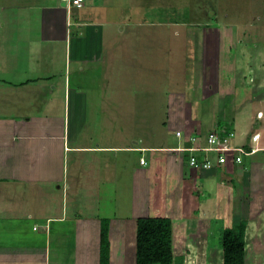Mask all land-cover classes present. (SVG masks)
<instances>
[{"label": "crops", "instance_id": "0c3cea01", "mask_svg": "<svg viewBox=\"0 0 264 264\" xmlns=\"http://www.w3.org/2000/svg\"><path fill=\"white\" fill-rule=\"evenodd\" d=\"M154 1L143 0L136 8L124 9L121 0H86L69 13L61 0H0V264H100L104 217L110 225V264H127L121 247L125 246L126 222L136 224L137 220L128 221L116 211L102 216L87 194L98 193L101 198L100 192L110 183L112 195L128 193L119 183L122 176L132 174V198L127 196L130 211L136 214L146 208L145 214L136 217L155 216L158 213L151 210L169 206L168 172L176 176V171L186 190L176 206L181 216L191 218L190 226L180 217L184 226H177L183 227V235L178 228H168L173 235L171 254L187 256L180 264H198L200 256L199 264H224L223 232L244 219L245 264H264V218L258 216L264 214V160L257 159L264 152L243 156L241 163L235 162V154L220 163L216 153L197 152L204 157L200 161L206 156L212 160V168L206 169L188 165L168 149L191 145L193 136L197 146H207L209 134L221 129L235 132L229 142L233 147L247 145L256 132L263 139L262 109L249 126V115H245L249 100L238 109L231 103V117L236 119L232 130L221 126L225 119L209 125L202 120L200 129L195 127L198 123L187 126L190 133L184 131V138L172 133L175 144L169 146L151 144L150 131L127 134L131 120L115 121L116 106L124 105L119 109L129 113L135 105L142 112L149 95L129 87L133 75L123 72L131 73L123 50L132 37L142 40L141 26L151 27L152 37L159 40L164 25L179 23L173 6ZM153 47L149 50L157 58ZM207 64H212L210 59ZM89 90L106 99L95 105ZM253 122L260 128L254 129ZM82 193L86 195L81 201L77 196ZM213 219L219 221L217 230ZM228 219L233 222L227 223ZM255 228L261 229V239L252 247ZM180 236L184 243L177 241Z\"/></svg>", "mask_w": 264, "mask_h": 264}, {"label": "rangeland", "instance_id": "374dc122", "mask_svg": "<svg viewBox=\"0 0 264 264\" xmlns=\"http://www.w3.org/2000/svg\"><path fill=\"white\" fill-rule=\"evenodd\" d=\"M121 1L124 2L122 8L132 9L139 6L143 0ZM146 2H151V0H146ZM160 2L166 3L167 7L173 6L171 11L177 12L175 15H178L179 23L174 22L173 25L166 24L164 27H160L161 37L159 40H154L152 37L155 32L151 27L141 26V41L145 40V42L141 45L138 38L133 40L132 37L131 44L125 45L126 51L123 50V60L130 62L131 73L127 70L123 72L127 76L133 75L129 87L131 90L147 91L149 95L145 97L147 102L143 105L142 112L139 111L140 108L135 109V105L130 106L131 112L129 113L119 109L125 108L124 105L116 106L113 114L115 121L122 123L124 120H131V125L126 131L127 134L128 132L132 135L143 134L144 131H150L151 135L147 138L151 144L169 146L175 144V141H172V133L179 139L184 138V131L190 133L187 126L191 127L198 123L195 127L200 129L202 120L207 123L205 125H209L211 121L218 123L225 119L224 122L227 121L225 123L227 124L226 128L233 129L236 119L235 115L231 117V103L235 109H238L239 105H246L245 101L248 102L247 100H249V108H245L248 113L245 115H249L246 117L248 121L246 124L250 126V120L253 121L256 112L259 109L264 111V0H160ZM155 6L157 7V5ZM166 9L168 11V8ZM146 11H149L147 6ZM149 17L147 16V18ZM132 35L134 36L136 33L132 32ZM153 46L157 49V58L154 57L153 51L149 50L155 49ZM209 59L212 62L211 65L207 64ZM225 89L227 92H224ZM105 90L108 91L109 89L106 88ZM95 91H88L89 99L99 106L97 102L106 99V97L104 94ZM182 94H187V96ZM252 125L255 127L254 129L260 128L257 122H253ZM174 127L179 128L180 135L177 134ZM186 127L188 131L184 129ZM249 128L247 126V129ZM115 130H120V128L116 127ZM262 137L264 139L263 134ZM263 139L261 144H264ZM170 153L177 154L173 150ZM166 155L169 154L166 153ZM257 159L264 160V153ZM185 162L188 163L186 159ZM176 172V176L173 172H168L169 190L171 189L167 196L168 210L164 208L151 210V207L150 210L152 213H158L157 215H165L169 229L178 228L183 235V227L177 226L179 224L184 226V220L180 217L189 221L190 226L191 218H187V215L181 216L180 208L176 206V203L179 205L182 196L186 193V190L182 189L181 181H179L178 174L180 173L179 171ZM132 178V174L130 177L122 176L119 183L121 184L119 188L125 189L128 193L115 191L112 195L109 190L112 186L110 183L109 186H106L105 192H100L101 198L98 193L87 194V198L91 204L99 207L102 216H111L116 211L117 216L123 215L128 221L137 220L136 216L145 214L143 211L146 208L137 211L135 214L128 207L130 206V199L127 196L131 197L133 191ZM123 182L126 184L124 185ZM14 184L18 185L19 183ZM44 190L50 191L47 187ZM40 192V196H42V190ZM189 192L187 196L188 194L191 196ZM85 195L82 193L81 196L77 197L82 201ZM207 199L205 197L203 200ZM188 201L191 200L188 199ZM262 205L264 207V204ZM206 207L213 210L209 205ZM202 211L207 212L206 209ZM189 213H191V209ZM211 215L216 214L212 213ZM258 216L264 218V214ZM106 218H101V220ZM231 222L233 220L228 219L227 223ZM126 223L128 228L123 238L125 246L121 245V247L126 253L127 264H136L137 222L136 224L135 222ZM212 227L214 230L218 229L219 221L217 219H213ZM255 230V234L252 235L254 238H251L253 240L252 247L261 239L258 236L261 229L255 228ZM172 237L171 234V242ZM256 237L258 238L254 240ZM177 239L179 243L186 241L184 236ZM181 251L184 252V250ZM188 255H191V252ZM199 262L201 263V256L198 264ZM109 263H111V253Z\"/></svg>", "mask_w": 264, "mask_h": 264}, {"label": "trees", "instance_id": "16d2710c", "mask_svg": "<svg viewBox=\"0 0 264 264\" xmlns=\"http://www.w3.org/2000/svg\"><path fill=\"white\" fill-rule=\"evenodd\" d=\"M226 122H223V125L221 126L223 127L225 125L224 127H227V124H225ZM211 129H209L208 132H210ZM229 129L232 130V128ZM222 135H224V133H222ZM246 148L248 150L250 149L248 143ZM179 155L188 160V152H182ZM201 158L204 157H198L199 160ZM102 221L100 264H110L109 255L111 253V242L109 238V219L106 218ZM166 221L165 216L162 215H148L137 218L136 264H172V262L173 264L174 262L177 264L179 261L185 260L186 257L184 255L174 256L171 254L169 248L171 240L168 231L169 227ZM246 226L247 220L244 219L233 227L225 228L221 241L223 246L224 264H245ZM164 253L166 254L165 256Z\"/></svg>", "mask_w": 264, "mask_h": 264}, {"label": "built area", "instance_id": "2783aa9c", "mask_svg": "<svg viewBox=\"0 0 264 264\" xmlns=\"http://www.w3.org/2000/svg\"><path fill=\"white\" fill-rule=\"evenodd\" d=\"M64 3V6L69 10L73 8H81L86 0H61ZM223 132L214 131L209 134L207 137V146H197L196 138L190 137L191 145H179L176 147L169 148L170 150H173L174 152H177L178 154H181L182 152H188V163L190 166L193 167H203L206 169L212 168V160L209 159L207 156L205 159L200 161L198 159L197 152H206V153H216L218 155V161L220 163H225L228 160L229 154H235L234 160L236 163H241L243 161V156H251L254 153L257 152H264V144H261V132H256L251 136V141L249 144V150L245 146H239V147H233L229 146L230 139L235 136V132H224L225 129H221ZM259 131V130H258ZM224 133V135H222ZM178 135L181 134V132H177ZM141 163L145 164L146 160L142 158Z\"/></svg>", "mask_w": 264, "mask_h": 264}, {"label": "clouds", "instance_id": "9594fccd", "mask_svg": "<svg viewBox=\"0 0 264 264\" xmlns=\"http://www.w3.org/2000/svg\"><path fill=\"white\" fill-rule=\"evenodd\" d=\"M65 8H66V7H65ZM73 9H74V8H73ZM71 10H72V9H71ZM71 10H70V12H71ZM68 12H69V10H68ZM70 12H69V13H70ZM258 117H259V116H258ZM259 119H261V118H259Z\"/></svg>", "mask_w": 264, "mask_h": 264}]
</instances>
